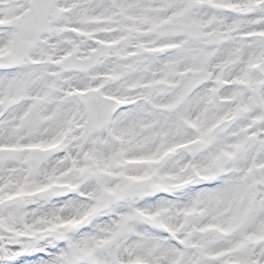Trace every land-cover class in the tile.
Instances as JSON below:
<instances>
[{
  "label": "snow or ice",
  "instance_id": "snow-or-ice-1",
  "mask_svg": "<svg viewBox=\"0 0 264 264\" xmlns=\"http://www.w3.org/2000/svg\"><path fill=\"white\" fill-rule=\"evenodd\" d=\"M0 264H264V0H0Z\"/></svg>",
  "mask_w": 264,
  "mask_h": 264
}]
</instances>
